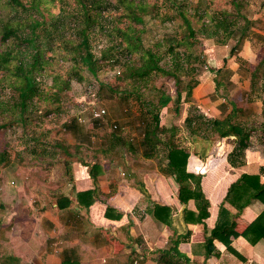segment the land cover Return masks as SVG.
I'll use <instances>...</instances> for the list:
<instances>
[{
    "label": "rangeland",
    "instance_id": "374dc122",
    "mask_svg": "<svg viewBox=\"0 0 264 264\" xmlns=\"http://www.w3.org/2000/svg\"><path fill=\"white\" fill-rule=\"evenodd\" d=\"M19 1L29 6L33 0ZM147 1L151 5L161 2ZM174 1L182 3L191 15L196 12L204 15L205 9H208L207 12H214L232 8L227 0ZM37 2V9L27 8L24 11L20 7L7 4L5 0H0V37L2 28L7 24H21L27 34H21L22 39L29 36L32 20L40 22L41 26L36 29L38 37L34 39V45L43 51L44 60L48 58L46 72L43 78H39L43 83L45 96L47 98L55 92L52 88L54 77H58L59 82L68 81L69 88L60 93L57 101L45 98L46 101L29 104L26 112L28 121L25 124H11L4 117L11 120L19 117L17 101L14 100L16 93L7 85L8 76L0 71V84L3 86L0 93V125H5L0 128V179L15 178L8 168L13 161L21 163L29 158L30 163L35 161L36 165H39L40 159L46 157L44 162H49L51 166L46 176L43 168L37 169L38 165L28 171L24 169V165L17 173L21 181L22 178H27L29 185H26V188L35 190H32L33 194H27L29 199L26 202L30 210L41 211L43 207V210L53 209L55 198L58 196L53 192H56L57 188L59 191L62 185L66 186L67 180L71 178L72 166L77 162L109 163L119 176L123 172L124 178H129L127 170L129 171L132 165L151 173L158 170L164 176L161 160L142 158L140 149H137L136 153L127 150V144L138 147L141 122L139 104L133 98L124 100L122 93L123 90H130L133 85L132 80L122 79V76L129 65H138L139 60L137 56L132 55L130 61L126 62L118 54L123 46L121 37L114 28L126 30L130 22L122 16L125 14L124 8L113 0L98 3L91 7V23L86 25L83 18L85 11L76 0ZM240 2L243 5V15L252 24L240 50L233 56H230V50L240 37L238 31L230 40L208 38L202 31L196 32L194 37L183 33L185 35L181 40L177 37L182 32L179 19L162 22V18L154 17L153 13L146 17L148 26H151L147 39L153 45L151 49L158 58V65L165 70H170L172 65L171 55L167 53L171 45L170 40L179 39L181 46L175 49L181 54H188L186 56L194 62L191 65L195 68L194 72L189 70L191 76L182 75V78L199 80V85L193 90L192 102H181L179 114H175L176 105L173 102L159 112L161 124H166L168 117H174L173 122H170L178 129L175 142L191 153H201L205 148L208 158L213 155L210 153L211 148L223 140L215 135L210 137V141L193 139L184 125L185 118L193 108V114L201 115L205 119L222 120L236 108L240 110L238 119L253 130L247 150L249 153L247 157L244 154V161L248 162H245V166H249L247 171L259 172V168L264 167V78H259L256 90L252 92L250 73L264 59V0ZM162 5L161 3L160 6ZM166 11L162 8L163 13ZM245 23V20H239L240 27ZM135 26L141 28V25ZM83 29H88L91 50L99 59L100 69L94 77L84 66L79 65L82 77L80 81L70 76L73 63L69 59L72 57V48L79 40L78 32ZM0 52H10L12 57H17L24 65L32 61L31 45H18L13 39L7 45L0 42ZM104 54L108 57L112 54L115 56L101 60ZM191 65L189 64L190 68ZM102 85L104 87L100 88ZM108 87L113 89L114 94ZM158 90L174 96V80L157 73L151 76L146 85L141 86L146 101ZM101 110L104 114H101ZM96 114L101 116L96 117ZM116 136L121 138L120 142L114 139ZM228 143L232 142L228 140ZM32 150H35L34 154H31ZM40 151L42 153H39ZM30 168L29 165L26 169ZM117 169L119 170L116 172ZM42 175L46 177L48 184H42ZM37 192L42 193L41 199L38 198Z\"/></svg>",
    "mask_w": 264,
    "mask_h": 264
},
{
    "label": "crops",
    "instance_id": "0c3cea01",
    "mask_svg": "<svg viewBox=\"0 0 264 264\" xmlns=\"http://www.w3.org/2000/svg\"><path fill=\"white\" fill-rule=\"evenodd\" d=\"M222 140L204 161L190 153L187 162L188 172L201 175V189L209 202L208 217L202 224L184 220L183 209L197 210L192 201L187 205L179 201L174 177L132 165L127 170L129 178H124L125 174L121 172L120 177L111 164L98 162L104 175L96 183L85 163H74L66 186L53 192L58 195L53 209L32 211L26 201L27 194L35 190L26 188L27 178L21 181L17 173L24 165L28 171L38 164L30 163L29 158L11 162L8 168L13 169L10 172L15 178L0 179V264L11 257L17 258L18 264H166L162 260L166 254L174 264H264V240L256 242L263 233L254 228L248 237L242 236L262 213L259 203L239 213L233 234L224 232L230 239L228 247L214 240L209 255L205 253L209 231L229 226L231 214L237 213L223 200L241 171L227 162L233 145ZM248 153L246 150L245 157ZM45 159L43 156L36 168H43L46 176L51 166ZM29 165L31 168L26 169ZM45 176L41 178L46 185ZM88 190L96 192L100 200L86 209L78 204L77 194ZM37 193L41 199L42 193ZM61 197L71 200L65 209L57 206Z\"/></svg>",
    "mask_w": 264,
    "mask_h": 264
},
{
    "label": "trees",
    "instance_id": "16d2710c",
    "mask_svg": "<svg viewBox=\"0 0 264 264\" xmlns=\"http://www.w3.org/2000/svg\"><path fill=\"white\" fill-rule=\"evenodd\" d=\"M7 4H11L16 7L22 8L24 11L28 9H37L39 2L33 0L29 3V6L22 4L19 0H5ZM40 1V0H38ZM81 8L85 11L83 14L86 25L91 23V16L89 11L91 7L96 6L98 3H106L107 0H76ZM118 5L122 6L125 10V14H122L124 18H127L130 22L126 30L114 28L116 33L121 37V43L123 48L118 51V54L126 62H129L133 56L139 58L138 65L132 64L128 66L126 73L122 76V79L129 78L132 80V87L130 90H123V99L128 100L133 98L139 104V119L141 122L140 131L138 133L139 145L138 147L131 144H127L130 152H138L142 158L145 159H158L161 160L162 174L166 177H174L178 186V199L183 205H187L192 201L197 212H191L186 208L183 209L184 220L191 221L193 224H202L203 220L208 217L209 202L205 198L201 189V175L193 174L187 171V162L190 153L185 147L179 146L175 142V136L177 134V127L172 124L174 117H168L169 120L166 124L160 123V110L167 108L171 102L176 106L174 108L175 114H179V105L181 102L191 103L193 90L199 85V80L196 78H189L183 80V76H191L189 70L194 72L195 68L191 65L194 62L190 61L189 56H186L185 52L181 54L175 48L181 46L179 39H172L171 45L167 50L172 58V65L170 70H165L158 65V58L152 51L147 34L151 31V26H148L146 17L150 14H154V17L162 18V22L174 21L179 19L181 24L180 28L182 32L178 34L181 40L187 33L189 36H193L198 31L204 32V35L208 38H218L223 40H230L233 35L238 31L240 37L236 44L230 50V56L235 55L241 48L243 42L247 38V34L252 24L242 13L241 0H227L231 5V9H221L219 11L207 12L205 9L203 14L196 12L195 14H189L187 8L182 4L174 0H161L160 4H150L147 0H113ZM162 8L166 9L165 13L162 12ZM170 13H169V12ZM205 16V17H204ZM194 19L195 22H194ZM239 20H245L246 23L243 26H239ZM43 24V22H42ZM135 24L141 25V28H137ZM29 36L20 39L21 34H26L24 27L21 24H7L1 30L0 42L7 45V43L13 39L20 44L31 45V59L32 61L27 65H24L17 57H12L10 52H0V71L8 76V87L10 90L16 93L17 101L16 107L19 110V117L16 119H7L11 124L19 123L25 124L28 120L26 112L28 111L29 104L37 101H46L43 91V83L39 78H43L46 72L45 66L49 63L48 58L44 60L43 51L35 44V38L38 37L37 30L41 23L32 20L30 24ZM147 27V28H145ZM201 28V30H199ZM150 29V30H149ZM149 31V32H148ZM79 40L75 47L72 48V57L69 59L73 65L71 68V77L77 80L82 79L80 76L79 65H82L91 74L96 77L99 71V59L92 53L91 45L89 43L88 29H83L78 32ZM27 35V34H26ZM161 45V42L158 43ZM105 52V51H104ZM115 54H104L101 60L110 59ZM189 59V60H188ZM193 61H196L193 59ZM14 63V64H12ZM189 64L192 68L189 67ZM160 73L164 76L170 77L175 83V94L170 96L163 90L153 92V95L149 97V101H146L143 93L141 92V86L146 85L153 74ZM183 75V76H182ZM264 78V59L261 60L256 68L250 73V91L256 90L257 81L259 78ZM104 86H100L103 88ZM54 93L52 96L46 99L54 101L58 100L61 92L68 90V81L59 82L58 77L53 78ZM3 90V86L0 84V93ZM108 90L114 94L112 88L108 87ZM43 95L45 97H43ZM1 97V96H0ZM12 98V97H10ZM34 101V102H33ZM191 109V108H190ZM193 110V108H192ZM192 110L184 120V125L187 128L190 136L193 139H200L203 141H210V137L215 135L218 139H231L233 145L232 151L227 155V162L235 169L241 171L239 178L230 185L226 196L223 200L224 203H228L237 210L236 214H231L232 222L229 226H225L222 230H211L205 238L204 248L206 255H209V246L214 240H217L225 246L230 245V239L225 233H234L236 228L235 220L239 218V213L254 203H259L263 207L262 213L256 218V220L250 224L243 232L242 236L248 237L250 232L255 228L259 229L263 233V237L259 240H255L257 243H261L264 240V181L261 180L264 177V167L259 168V172L256 171H244L245 167L244 154L250 147V139L253 130L238 119L239 111L233 108L231 113L222 120L215 118H204L201 115L193 114ZM5 126L0 125V128ZM4 128V127H3ZM117 142L121 141L120 137L114 138ZM204 150L199 152H193L200 160L207 157ZM88 169V174L93 182H97L98 179L104 175L103 167L98 163H86L84 164ZM202 170V169H201ZM199 170V172L201 171ZM10 171H13L10 168ZM201 172H204L202 170ZM97 193L94 191H84L77 194V202L82 207L88 209V207L100 199L97 198ZM63 203H62V201ZM104 202V201H103ZM71 203L68 198L61 197L57 200V206L59 209H65ZM162 208V207H159ZM205 233L207 230L204 229ZM187 236V234H186ZM185 237V236H184ZM259 236H257L258 238ZM180 238L178 237L176 241ZM255 241L251 240V243ZM255 242V243H256ZM254 243V244H255ZM166 264H174L172 258H168L167 254L162 256V260ZM18 259L15 257L8 258L1 264H18Z\"/></svg>",
    "mask_w": 264,
    "mask_h": 264
},
{
    "label": "built area",
    "instance_id": "2783aa9c",
    "mask_svg": "<svg viewBox=\"0 0 264 264\" xmlns=\"http://www.w3.org/2000/svg\"><path fill=\"white\" fill-rule=\"evenodd\" d=\"M101 114H104V111L103 110H101ZM100 116H101L100 114H96V117H100Z\"/></svg>",
    "mask_w": 264,
    "mask_h": 264
}]
</instances>
